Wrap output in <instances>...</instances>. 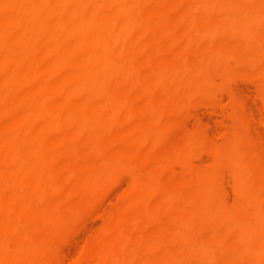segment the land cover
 Wrapping results in <instances>:
<instances>
[{"label": "bare ground", "instance_id": "obj_1", "mask_svg": "<svg viewBox=\"0 0 264 264\" xmlns=\"http://www.w3.org/2000/svg\"><path fill=\"white\" fill-rule=\"evenodd\" d=\"M152 1L0 0V264H61L70 228L123 174L129 208L69 264H264V188L253 165L234 158L227 207L220 167L194 166V135L148 149L165 118L234 71L258 78L264 98V0H171L157 14ZM202 32L196 60L161 59ZM172 164L194 171L191 188L167 185Z\"/></svg>", "mask_w": 264, "mask_h": 264}, {"label": "rangeland", "instance_id": "obj_2", "mask_svg": "<svg viewBox=\"0 0 264 264\" xmlns=\"http://www.w3.org/2000/svg\"><path fill=\"white\" fill-rule=\"evenodd\" d=\"M215 1L221 2L222 0ZM171 2V0H153L152 12L154 14L159 13L160 7H167ZM159 19L164 22L168 20V17L159 16ZM163 32L166 31L160 29L153 33L159 37ZM169 35L174 36L173 34ZM203 38V32L195 34L193 37H186L182 39L180 44L167 48L166 54L161 59L166 60L167 56L179 53L196 60L203 52L201 48ZM206 44L211 46L210 48L207 47L208 50L212 48V45L214 46L212 41H208ZM180 81L181 79H176L177 84ZM145 99V95L141 96L140 103L143 104ZM238 116L242 117L241 121L237 120ZM164 120H166L165 123L169 125V128L162 134L161 142L149 143L148 149L166 152L173 144L184 142L188 134L194 135L196 143L191 149L194 166L195 168L198 166L212 167L217 164L220 167L217 175V191L221 193L219 195L227 207L232 206L236 200L232 175V165L235 166L234 158L236 156H241L246 164L253 165L259 175L253 176L252 180H259L264 188V98L259 93L258 78L234 71L230 78H223L220 85L210 94L195 96L193 102L186 106L180 115ZM144 121L143 124L149 123V120ZM240 136L246 138L241 146L238 145ZM210 145L218 149L220 147L219 157L211 151ZM225 160L231 161L224 164ZM193 172H184L180 165L172 164L166 167L167 175H165L164 180L169 187H176L181 184L185 185L186 188H191L193 186ZM70 177L75 180L79 175L73 174ZM128 179V176L123 174L113 183L115 185L104 187L97 194L98 205L95 207L96 209L93 208L84 213V216L82 215L70 228L68 236L61 243L62 246L59 245V252L57 251L56 254L58 257L62 256L60 258L61 264H69L74 260L84 246L92 241L94 233L104 226L106 219L113 223L119 222L121 213L129 208V202L123 200L128 193L127 189H129ZM143 199L152 202L148 196ZM105 213L106 215H104ZM215 237L217 241L229 239L225 234H216ZM233 240H237L238 243ZM229 243L238 245L241 243V239L233 237ZM149 256L151 257L152 254ZM227 258L220 260L217 264L232 263V257ZM248 262L250 264L251 260ZM248 262L246 263L248 264Z\"/></svg>", "mask_w": 264, "mask_h": 264}]
</instances>
